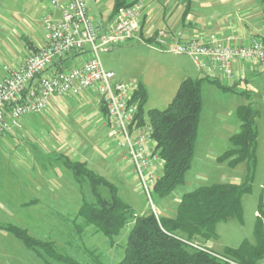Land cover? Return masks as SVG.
Here are the masks:
<instances>
[{"label": "rangeland", "instance_id": "obj_1", "mask_svg": "<svg viewBox=\"0 0 264 264\" xmlns=\"http://www.w3.org/2000/svg\"><path fill=\"white\" fill-rule=\"evenodd\" d=\"M183 1L144 0L147 15L145 32L149 34L163 16L167 19L176 14L182 16L185 9ZM244 1L247 0H193L189 17L215 30L216 24L213 21L219 18L216 14L233 10ZM215 3L223 10L218 11L219 6L215 9ZM261 21L262 13L257 23ZM218 31L223 30L216 28L215 32ZM99 54L104 67L115 69L120 80L137 81L145 87L146 113L153 108L163 110L168 107L184 77L182 74L187 77L200 74H191L197 67L189 57L160 52L137 40L117 44L113 49ZM90 56L88 50L76 56L72 54L65 60L63 68L80 67ZM259 66L262 71L254 76L248 72L246 76L250 79L235 90L211 81H204L202 85L203 107L196 147L192 166L186 174L187 186L193 184L191 189L204 184L242 182L246 179L247 162L233 168L229 159L219 161L218 158L231 148V137L240 129L237 107L253 102L259 110L256 118V164L251 189L242 197V217L219 223L217 238L205 244L220 256L225 254L228 247H238L243 241L254 242L255 225L260 220L257 211L263 198L264 185V64ZM186 71L188 74H184ZM221 81L228 84L226 79ZM75 99L67 96L53 97L44 114L39 112L23 117L35 118L36 121L31 127L28 126L29 132L25 136H18V142L9 144L8 149L2 147L0 142V165L7 168L0 179V225L20 226L30 235L50 242L53 246L52 253L41 247L29 249L13 233L1 229L0 264H116L124 258L132 222L112 240L93 226L80 230L83 218L79 210L85 201L90 202L93 198L91 184L87 180L75 178L73 171L64 164V155L79 159L75 156L77 153H89V158L85 159L87 167L115 184L122 199L132 206L136 214L152 210L159 215H170L176 209L169 202L171 196L176 197L187 188L178 187L168 198H160L153 191L151 202L140 180L131 172L125 150L117 142L107 140L111 147L108 155V152H103L105 150L101 144L94 140L70 139L73 137V129H76L71 118H83L80 112L72 115ZM54 100H63L65 105L57 107ZM134 100L139 104V99ZM94 151L97 152V158L95 155L91 157ZM20 166L30 180L24 177L23 180L18 179L16 170ZM191 178L193 182L189 181ZM31 202L34 203L26 205ZM165 204H170L166 213L162 211Z\"/></svg>", "mask_w": 264, "mask_h": 264}, {"label": "trees", "instance_id": "obj_2", "mask_svg": "<svg viewBox=\"0 0 264 264\" xmlns=\"http://www.w3.org/2000/svg\"><path fill=\"white\" fill-rule=\"evenodd\" d=\"M136 2L126 4L125 0H117L115 11L120 6L133 5ZM183 2L185 11L190 10L193 0ZM257 2L264 24V0ZM258 37L264 42V35ZM76 55L78 54L75 53L74 56ZM65 60L66 58H62L55 62L53 68L56 71L61 70ZM204 81L217 82L231 90L237 89L239 84L226 85L218 78L205 74L196 78L187 77L180 83L176 95L166 109L153 108L147 113L144 111L145 87L139 85L134 95V99H139L137 119L141 123L147 118L146 122L151 124L157 150L164 160L161 178L153 189L160 198L171 195L178 187L183 186L186 174L192 166L203 107ZM100 103L107 116L106 106L101 101ZM236 114L241 121L240 129L231 137V148L218 160L229 159L233 168L247 162L246 179L242 182H215L197 186L182 195L173 215H159L152 210L136 214L132 206L122 199L115 184L88 168L87 162L75 161L64 155V164L73 171L75 178L87 180L91 184L93 198L90 202L85 201L79 210V215L83 218L79 225L80 230L93 226L96 231L112 240L132 222L125 256L116 264H230L205 244L217 238L219 223L242 217V197L251 189L256 164V118L259 110L251 102L238 106ZM261 205L262 201L259 209ZM0 228L13 233L30 249L41 247L52 253V243L30 235L25 228L13 224ZM254 236V242L243 241L238 247L226 248L225 254H221L222 257L239 264H264V225L261 219L256 222ZM193 244H198L205 250Z\"/></svg>", "mask_w": 264, "mask_h": 264}, {"label": "built area", "instance_id": "obj_3", "mask_svg": "<svg viewBox=\"0 0 264 264\" xmlns=\"http://www.w3.org/2000/svg\"><path fill=\"white\" fill-rule=\"evenodd\" d=\"M46 1L53 8L62 7L61 17L54 19L50 14L45 15L42 46L19 67H5L6 76L0 80V138L21 128L23 117L44 111L53 97L82 96L94 90L107 109L109 139L125 150L131 172L152 202L151 195L161 178L164 160L157 150L151 124L146 122L147 118L141 123L137 119L139 110L134 95L139 83L116 81L115 73L103 67L99 53L137 40L160 52L189 56L202 74L231 80L238 77L236 61L264 63L263 40L255 38L249 44H240L216 33L188 35L182 30L162 28L150 36H142V1L120 6L114 21L105 32L99 33L89 14L87 0ZM87 50L91 56L82 66L57 71L53 68L60 59ZM262 190L257 216L264 224V185ZM193 246L205 250L198 244ZM217 256L230 264H239Z\"/></svg>", "mask_w": 264, "mask_h": 264}, {"label": "crops", "instance_id": "obj_4", "mask_svg": "<svg viewBox=\"0 0 264 264\" xmlns=\"http://www.w3.org/2000/svg\"><path fill=\"white\" fill-rule=\"evenodd\" d=\"M135 1L144 2V0H125V3L131 4ZM116 2L117 0H88V11L96 22L99 33L105 32L108 26L114 21L116 16ZM192 6L190 10L185 11L184 9L182 16H178V14H176L174 16H170L169 19H167L166 16H163V19L160 21V23H157V25L154 26V29L148 34L145 32L147 15L145 12L146 4L144 2V8L141 13L142 36H150L162 28L172 31L182 30L188 35H206L209 33H216L222 37H230L235 43L249 44L251 40L259 38L258 35H264L263 22L261 21V23H257L261 15V8L257 0H247L244 2H240L236 7H234L235 9L233 10L229 9L228 11L225 10V12L223 13H217L216 15L219 16V18L214 19L213 21V24H216L215 30L216 28H218L219 30H223L218 31V33L215 32V30L210 29L209 25H201L202 23L198 22L196 19L194 21L190 19L191 17H189V15L192 12ZM218 6V11H222L223 9L220 7V5H217L215 3V9H217ZM49 14L54 19L60 18L62 14V7L60 6L57 8H53L48 4L46 0H0V80H2L6 76L5 67H19L28 56L36 52L42 46L44 37L43 17ZM109 50L102 51L106 52ZM177 55H180L182 57H189L183 54ZM189 59L191 58L189 57ZM259 65L260 63L253 61H236L234 63L235 73L236 77L238 76L239 78L237 77L228 80L226 78L222 79L221 77L219 78V80L221 81L226 79L228 80L227 85L239 83L238 86H241L244 81L250 79V77L248 78L246 76L248 72L250 74H253L254 76L256 73L262 71ZM64 66L65 61L63 63V67ZM106 70L113 71L115 73V69H111L108 67ZM187 72L188 71H186V73L184 74H188ZM197 72L200 74L196 77L202 74L201 71L197 68L196 70H193L191 74H196ZM181 76L184 77H182L180 83L184 78H187V75L182 74ZM189 77L196 78L194 76ZM115 80L124 81L120 80V78L116 74ZM67 97H76L74 101L76 105L74 106L75 109L74 111H72V115L74 114L75 116L79 112L83 115V118H71L72 120L70 119L72 124H74V126L76 127V129H73V137H71L70 139L74 138L75 141L94 140L96 141V143L101 144V146L105 150L103 152H108L109 155L111 153V147L107 143V140L109 139L108 117L104 114L100 103V98L97 93L94 90H91L90 92H87L82 96ZM54 102L57 107H63L65 105V102L63 100H54ZM41 113L44 114L45 112L42 111ZM35 121V118H22L21 128L13 129L11 132L5 134L0 138L2 147L4 146L6 149H8V146H10L9 144L18 142V136H25L24 134L27 133V131L29 132V130L27 129L29 128L28 126L30 125L31 127V125ZM88 154L89 153H77L75 155L79 159L81 158L83 160H79L76 157L75 158L79 161L86 162L85 159L88 157ZM94 155L95 158H97V152L95 153L94 151L91 154V157ZM76 159L73 158V160L77 161ZM5 170H7L5 165H0V179L5 174ZM16 171L19 175L17 176L18 179L23 180L24 177L30 180V178L24 175V171L21 169V166L17 167ZM189 181L193 182L194 179L191 178ZM187 183L188 180L186 178L183 187L187 188L183 189V192L181 194L173 197L171 196L174 193L173 192L171 195H169L171 196V200L169 202L174 204V208H177L182 195L185 192L192 190L191 186H193V184L190 183L187 186ZM169 196H167L166 198H168ZM34 202L26 203V205L32 204ZM169 205L170 204L163 205L162 211L164 213H166L167 207ZM175 211L176 209H173V213L169 214L173 215ZM1 229L4 228H0V230Z\"/></svg>", "mask_w": 264, "mask_h": 264}]
</instances>
